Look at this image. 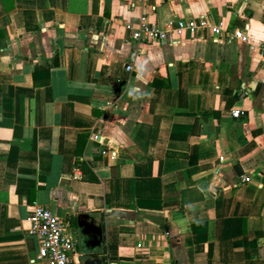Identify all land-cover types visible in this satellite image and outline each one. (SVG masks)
<instances>
[{
	"label": "crops",
	"instance_id": "obj_1",
	"mask_svg": "<svg viewBox=\"0 0 264 264\" xmlns=\"http://www.w3.org/2000/svg\"><path fill=\"white\" fill-rule=\"evenodd\" d=\"M203 15L224 34L127 28ZM35 204L77 264H264V0H0V264H47Z\"/></svg>",
	"mask_w": 264,
	"mask_h": 264
},
{
	"label": "built area",
	"instance_id": "obj_2",
	"mask_svg": "<svg viewBox=\"0 0 264 264\" xmlns=\"http://www.w3.org/2000/svg\"><path fill=\"white\" fill-rule=\"evenodd\" d=\"M144 2L145 0H137ZM224 21L219 20L211 24L203 15L194 18H178L170 22L167 28H161L157 21L142 17L137 26L131 23L127 28L131 29L132 37L138 42L166 41L170 36L184 38L187 35H201L209 29L212 36L219 37L224 34ZM248 29L236 28L231 38H236L244 42L250 41ZM127 69H133L128 65ZM242 111L233 109L234 117L241 116ZM246 181V177H242ZM28 223L27 235L36 237L40 241L39 256L47 264H77L76 262V241L69 233V225L64 217L57 215L50 208L35 204L32 212L26 218ZM141 244H139L140 246ZM107 264H120L117 261L110 260Z\"/></svg>",
	"mask_w": 264,
	"mask_h": 264
},
{
	"label": "water",
	"instance_id": "obj_3",
	"mask_svg": "<svg viewBox=\"0 0 264 264\" xmlns=\"http://www.w3.org/2000/svg\"><path fill=\"white\" fill-rule=\"evenodd\" d=\"M234 169L236 170L237 174L238 175H243V170L241 168V165L240 164H237L235 165ZM108 213L109 215L113 216V217H117V218H125V219H129L131 222H134V220L139 217V218H142L143 215L142 214H136L134 211H127V210H124V209H112V208H109L108 209ZM84 215L80 216L79 217V227L80 229L82 230V233L84 234H88L90 232V229L93 225H90V223H83L82 222V218H83ZM95 227V232L98 231V234L100 236V240H102L103 238V231H102V228L99 227L96 223H93ZM101 242V241H100ZM85 255V254H84ZM85 264H103V260L99 257H87L85 259Z\"/></svg>",
	"mask_w": 264,
	"mask_h": 264
},
{
	"label": "trees",
	"instance_id": "obj_4",
	"mask_svg": "<svg viewBox=\"0 0 264 264\" xmlns=\"http://www.w3.org/2000/svg\"><path fill=\"white\" fill-rule=\"evenodd\" d=\"M81 169L83 170V172L85 173V179L88 181H94V182H98L100 179L99 177L91 170V168L88 166L87 163H85L84 161L81 162ZM146 218L148 220H151L153 222H156L158 224H160L161 226H164V224L167 223V219H162L160 221H157L156 218H154L152 215H147Z\"/></svg>",
	"mask_w": 264,
	"mask_h": 264
}]
</instances>
